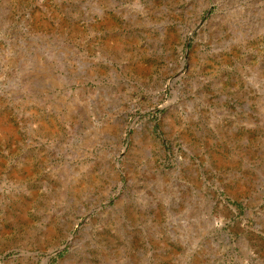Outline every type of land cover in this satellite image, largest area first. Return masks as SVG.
<instances>
[{
  "label": "rangeland",
  "instance_id": "obj_1",
  "mask_svg": "<svg viewBox=\"0 0 264 264\" xmlns=\"http://www.w3.org/2000/svg\"><path fill=\"white\" fill-rule=\"evenodd\" d=\"M0 264H264V0H0Z\"/></svg>",
  "mask_w": 264,
  "mask_h": 264
},
{
  "label": "water",
  "instance_id": "obj_2",
  "mask_svg": "<svg viewBox=\"0 0 264 264\" xmlns=\"http://www.w3.org/2000/svg\"><path fill=\"white\" fill-rule=\"evenodd\" d=\"M190 36H191V35H190ZM190 36H189V38H188V40H187V43H188V41H189V39H190ZM184 66H185V61L182 60V61L179 63V69H178L177 74H175V75L169 80V82H168V86H169L170 89L172 88V86H173V84L175 83V81H177V80L181 77V73H182V71H183V69H184ZM124 150H125V147L122 148V152H123ZM116 166H117V167L119 166L118 161L116 162ZM121 188H122V182H119V190H120ZM119 190H118V191H119ZM107 203H108V201H106L104 204L106 205ZM101 209H102V205H98V206H96V207L90 209L88 212L84 213V215H83V218H84V219H83L81 222H82V223H85L86 221H89V220L91 219V217H90L91 214L94 213V212H100ZM72 238H73V235H69L68 238H67V243H66V245L59 246L58 248L52 250V251L50 252V256H54V255L58 254L59 252L63 251L64 249H66L67 246H68L69 243H70V240H71Z\"/></svg>",
  "mask_w": 264,
  "mask_h": 264
}]
</instances>
